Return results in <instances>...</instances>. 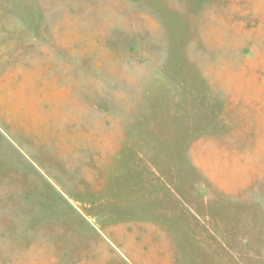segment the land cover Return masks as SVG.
Wrapping results in <instances>:
<instances>
[{"label":"rangeland","instance_id":"374dc122","mask_svg":"<svg viewBox=\"0 0 264 264\" xmlns=\"http://www.w3.org/2000/svg\"><path fill=\"white\" fill-rule=\"evenodd\" d=\"M0 264H264V0H0Z\"/></svg>","mask_w":264,"mask_h":264}]
</instances>
